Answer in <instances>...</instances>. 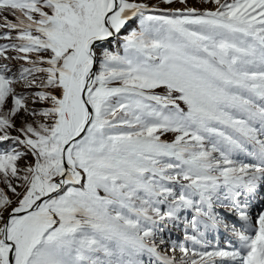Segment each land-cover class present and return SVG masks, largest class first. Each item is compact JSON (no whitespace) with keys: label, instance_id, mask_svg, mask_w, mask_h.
<instances>
[{"label":"snow or ice","instance_id":"6c2138e0","mask_svg":"<svg viewBox=\"0 0 264 264\" xmlns=\"http://www.w3.org/2000/svg\"><path fill=\"white\" fill-rule=\"evenodd\" d=\"M0 264H264V0H0Z\"/></svg>","mask_w":264,"mask_h":264}]
</instances>
